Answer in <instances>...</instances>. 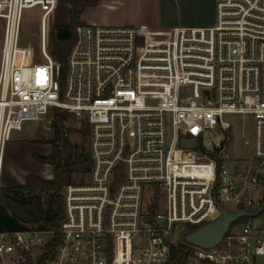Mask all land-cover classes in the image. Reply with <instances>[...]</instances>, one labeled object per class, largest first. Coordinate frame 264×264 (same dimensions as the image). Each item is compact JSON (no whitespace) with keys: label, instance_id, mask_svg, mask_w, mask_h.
I'll list each match as a JSON object with an SVG mask.
<instances>
[{"label":"built area","instance_id":"built-area-1","mask_svg":"<svg viewBox=\"0 0 264 264\" xmlns=\"http://www.w3.org/2000/svg\"><path fill=\"white\" fill-rule=\"evenodd\" d=\"M57 4L0 0V191L11 128L55 109L90 128L89 181L65 186L58 231L0 232V264H38L57 234L46 264H168L179 235L220 207L256 211L264 201V0H215L210 26L79 25L64 87L49 48ZM31 9L40 12L42 61L24 65L21 27ZM239 131L250 152L235 156ZM251 219L213 248L192 245L188 264H264V225Z\"/></svg>","mask_w":264,"mask_h":264},{"label":"trees","instance_id":"trees-1","mask_svg":"<svg viewBox=\"0 0 264 264\" xmlns=\"http://www.w3.org/2000/svg\"><path fill=\"white\" fill-rule=\"evenodd\" d=\"M96 1L74 0V7L70 10V22L68 24H53L50 28L51 48L50 53L53 59L60 64V84L64 87L67 72V58L70 49L77 37V27L84 24L81 15L88 6ZM52 122L53 139L50 155H39L34 153L33 158L40 162L49 164L52 167V178H43L35 174L26 177L25 185L22 187H2L0 191V232L18 231L29 228L40 230L60 229L64 218V203L61 195L62 188L73 183L75 174H89L91 162L88 149L79 150L76 143H72L65 136L64 122L71 116V113L62 109H55ZM83 135L90 136V128L81 131ZM49 194V200L44 205L40 194ZM248 220V217L241 218L233 225ZM197 227H187L186 231L191 232ZM60 242L57 234L49 243V254L42 258L38 264H46V261L53 257L56 246ZM194 247L185 242H179L171 247V256L168 264H188Z\"/></svg>","mask_w":264,"mask_h":264},{"label":"crops","instance_id":"crops-1","mask_svg":"<svg viewBox=\"0 0 264 264\" xmlns=\"http://www.w3.org/2000/svg\"><path fill=\"white\" fill-rule=\"evenodd\" d=\"M66 1L72 9L74 0ZM90 1L96 3L88 6L82 13L81 20L84 24L134 25L163 32L177 25L210 26L214 24L216 17L215 0ZM21 128L22 126L11 128L9 132V141L5 146L3 187L24 186L29 174L48 179L53 176L49 164H42L33 158L34 153L41 154V146L22 137L19 133ZM17 161L20 162L19 166Z\"/></svg>","mask_w":264,"mask_h":264},{"label":"rangeland","instance_id":"rangeland-1","mask_svg":"<svg viewBox=\"0 0 264 264\" xmlns=\"http://www.w3.org/2000/svg\"><path fill=\"white\" fill-rule=\"evenodd\" d=\"M70 5L67 4L66 0H58V4L54 15L50 18L49 28L53 24H64L66 22H70ZM71 10V9H70ZM68 22V23H69ZM2 21H0V49L2 44ZM49 48H51V36L49 37ZM20 55L19 62L24 65H29L33 63H38L42 61L41 51H40V12L38 9L27 10L24 15V19L21 27V35H20ZM54 112V111H53ZM53 112L39 120V121H31L26 122L22 125L19 133L22 137L27 138L32 143L39 144L41 146V154L40 155H50L52 152V144L49 142L53 139V128L52 122L54 119ZM228 118V117H227ZM64 132L65 136L72 143H76L79 146V150L88 149V139L89 136L83 135L82 130L86 129L87 124L84 120L78 119L74 114L64 122ZM246 136H250L249 126L246 127L245 131ZM240 131L237 133L235 145L232 149V153L235 156L239 155H247L250 151L249 148L243 146L240 142ZM24 138V139H25ZM9 141V137H8ZM19 161L16 162L17 166H19ZM45 164V163H42ZM43 177V176H41ZM46 178V177H43ZM48 179V178H47ZM89 181V174H75L73 178L72 184H84ZM3 187V183H2ZM64 188H62L61 195H63ZM40 199L44 205L48 203L49 194L43 192L40 194ZM230 208H235V205H229ZM253 222L257 224L264 225V212L259 214L257 217L251 219ZM30 227L33 225H29ZM179 239L182 242H185L184 234L179 235Z\"/></svg>","mask_w":264,"mask_h":264},{"label":"water","instance_id":"water-1","mask_svg":"<svg viewBox=\"0 0 264 264\" xmlns=\"http://www.w3.org/2000/svg\"><path fill=\"white\" fill-rule=\"evenodd\" d=\"M219 209L221 213L218 217L204 223L185 235V241L188 244L202 248H213L217 246L226 236L235 221L244 217H257L264 210V201L254 212L245 209L233 210L223 207Z\"/></svg>","mask_w":264,"mask_h":264}]
</instances>
